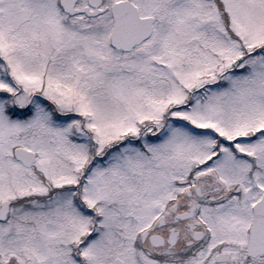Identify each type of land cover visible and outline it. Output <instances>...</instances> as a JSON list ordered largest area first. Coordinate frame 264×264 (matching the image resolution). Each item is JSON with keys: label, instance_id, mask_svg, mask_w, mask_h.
<instances>
[{"label": "snow or ice", "instance_id": "6c2138e0", "mask_svg": "<svg viewBox=\"0 0 264 264\" xmlns=\"http://www.w3.org/2000/svg\"><path fill=\"white\" fill-rule=\"evenodd\" d=\"M0 264H264V0H0Z\"/></svg>", "mask_w": 264, "mask_h": 264}]
</instances>
